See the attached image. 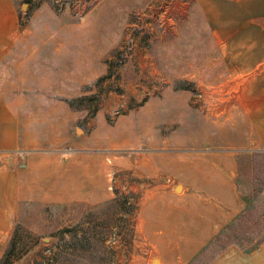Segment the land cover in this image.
<instances>
[{
	"label": "rangeland",
	"instance_id": "1",
	"mask_svg": "<svg viewBox=\"0 0 264 264\" xmlns=\"http://www.w3.org/2000/svg\"><path fill=\"white\" fill-rule=\"evenodd\" d=\"M195 1L177 4L176 29L149 38L133 25L137 9L175 0H0V24L16 23L0 97L20 132L16 148L0 151V168L59 156L66 193L19 201L0 256L13 234L11 264H264V145L245 114L247 78L228 61L229 39L244 29L214 27ZM97 3L127 8L120 45L76 60L61 31L56 55L53 29ZM85 66L97 76H76ZM75 224L89 228L84 256L64 250L70 232L55 235Z\"/></svg>",
	"mask_w": 264,
	"mask_h": 264
},
{
	"label": "crops",
	"instance_id": "2",
	"mask_svg": "<svg viewBox=\"0 0 264 264\" xmlns=\"http://www.w3.org/2000/svg\"><path fill=\"white\" fill-rule=\"evenodd\" d=\"M195 2L200 4L208 21L213 22V26L219 21L228 24V27L244 29V36H234L229 39L228 61L236 76H245L248 79L245 80L242 90L246 99L244 110L250 123L251 134L253 133L255 139L264 145V20H258L264 18V0H196ZM187 4L180 3V9H185L184 6ZM127 14V8L97 3L85 13L84 20L72 21L68 26L58 27V30L53 29L48 39L57 38L56 44L59 47L56 46L53 50L57 55L61 53L60 47L64 45L58 36L61 31H67L69 42L64 49L65 52L76 60L91 61L85 58L86 54L93 57L92 61L97 60V54L101 55V51L110 52L120 45L122 38L120 26L124 25ZM15 30L16 23L13 21L0 24V58L12 44ZM110 58L111 56L108 57ZM81 71L75 75L97 76L98 74L91 66L88 68L85 66ZM19 138L18 121L8 104L0 97V151H12L19 144ZM37 158L34 155L29 156V163L21 167L0 168V236L10 232L12 228L10 217L14 214L19 201L35 199L52 203L62 201L66 196V193L59 189L57 180L62 159L59 156H49L46 161H43L45 157ZM41 177L48 183L45 189L44 187L38 189L34 185ZM36 188L38 190L34 191ZM235 209L234 206L232 211ZM219 219L222 220L216 218V232L225 221L223 218Z\"/></svg>",
	"mask_w": 264,
	"mask_h": 264
},
{
	"label": "built area",
	"instance_id": "3",
	"mask_svg": "<svg viewBox=\"0 0 264 264\" xmlns=\"http://www.w3.org/2000/svg\"><path fill=\"white\" fill-rule=\"evenodd\" d=\"M174 6L173 2H166L156 6V4H148L145 8H139L135 12V20L133 25L138 27V24L145 29L147 34L151 38L154 34H159L161 32H167V30L173 29L176 26L177 21L180 19V12L177 10L179 8L177 4L186 3L187 0H175ZM175 7V8H174ZM146 22L150 27L145 26L143 22ZM151 29H153L151 31Z\"/></svg>",
	"mask_w": 264,
	"mask_h": 264
},
{
	"label": "trees",
	"instance_id": "4",
	"mask_svg": "<svg viewBox=\"0 0 264 264\" xmlns=\"http://www.w3.org/2000/svg\"><path fill=\"white\" fill-rule=\"evenodd\" d=\"M27 2H30V0H26ZM68 101V100H67ZM70 103V105L74 106V104L70 101H68ZM123 198H126V196H124ZM237 218H242V215H239ZM89 230V228H82L80 226V224H75L72 227L69 228H61L57 231V233L55 234L58 238H61L64 232H70L72 235V239L71 241L68 243L64 244V250L68 247L72 250H77L78 255L84 256L82 254V250L83 248H88L89 246V242L86 236V232ZM78 231H81L82 234L79 235ZM16 244H17V240L15 238V235H11V237L9 238V240L6 243L5 249L2 253V255L0 256V264H11L12 263V257L14 255V251L16 249ZM220 244L218 238L216 237L213 242H211V246L215 247V245ZM225 246L223 245L222 249H224ZM50 251V250H49ZM46 263H50L53 262V257L49 256V258H46V261H44ZM43 262V263H44ZM55 262V260H54ZM55 264V263H53Z\"/></svg>",
	"mask_w": 264,
	"mask_h": 264
},
{
	"label": "bare ground",
	"instance_id": "5",
	"mask_svg": "<svg viewBox=\"0 0 264 264\" xmlns=\"http://www.w3.org/2000/svg\"><path fill=\"white\" fill-rule=\"evenodd\" d=\"M176 189L180 190V186H177ZM154 264H157V260L154 261Z\"/></svg>",
	"mask_w": 264,
	"mask_h": 264
},
{
	"label": "water",
	"instance_id": "6",
	"mask_svg": "<svg viewBox=\"0 0 264 264\" xmlns=\"http://www.w3.org/2000/svg\"><path fill=\"white\" fill-rule=\"evenodd\" d=\"M24 6H26V3H23V4L21 5V8H24Z\"/></svg>",
	"mask_w": 264,
	"mask_h": 264
}]
</instances>
